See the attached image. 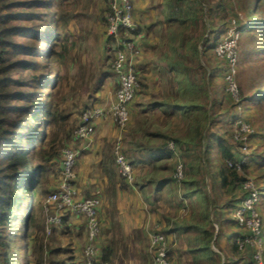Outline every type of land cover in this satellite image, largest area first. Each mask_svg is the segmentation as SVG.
<instances>
[{"label": "trees", "instance_id": "16d2710c", "mask_svg": "<svg viewBox=\"0 0 264 264\" xmlns=\"http://www.w3.org/2000/svg\"><path fill=\"white\" fill-rule=\"evenodd\" d=\"M70 1L72 0H59L58 5L53 8L54 0H0V264H22L21 243H17L13 250L10 245L12 221L19 205L29 212L27 234L29 228H37V233L32 235L31 241L28 239L27 264L46 262L76 264L82 259V252L75 251V247L59 248L61 244H58V224L48 235L45 231L46 220L39 217V212L43 210L44 198L58 188L63 147L73 146L80 150L76 161V171H78L82 155L93 148V146L85 148L84 144L74 141L73 132L80 123V114L83 109L89 104L94 105V101L90 103V100L94 99L98 85L86 82L85 90L71 89L60 97L57 103L51 102L53 90L50 84L51 82L53 85L59 84L61 68L55 67L50 59H47L49 50L45 40L47 35L51 34V39L60 43L61 48L54 51L52 60L65 62L61 34L63 24L69 18L65 7ZM249 1L248 14L254 17L259 9L260 21L253 19L241 27L240 31H252L258 27L264 33V0H256L259 8H254L251 4L253 1ZM132 3L138 27L135 31L123 32V35L134 39L139 50L136 68L140 87L128 105L131 117L127 126V135L132 139L129 143L136 146L130 150L125 149L136 171L135 185L140 186L141 183L140 171L136 169L138 165L134 164L141 156L140 150H143V143L148 144L146 149L159 147L162 153L156 155L157 159L167 156L171 165L168 164V173L158 181L154 190L168 189L176 197L178 192L182 191V200L179 201L178 207L180 210L188 209L193 217L196 215L197 222L194 223L193 220L189 222L185 218L176 223L196 229L194 250L201 252L211 250L212 255H206L208 264H260L255 258L257 246L245 245L244 248H240L238 239H244L249 231L238 224L234 213L248 194L244 183L253 174L256 176L253 177L257 180L258 187L260 182L264 183V153L257 151L258 157L255 160L249 156L247 160L242 161L246 154L240 150L238 146L240 143L236 142L237 145L235 142L228 141L219 132L217 124L223 123L226 119L229 122L232 121L237 114L235 111L238 108L242 109L250 102L264 106V69L259 73L263 79L257 82L254 95L246 97L240 92L239 99H235L232 91L228 89V98L231 100L228 106L226 104L228 99L220 100V92L213 88V76L217 69L221 68L227 74L229 61L227 60L224 66L218 68L213 63L214 65L208 66L209 69L203 63V60L208 57V48L216 44L217 29L214 31L215 34L208 31L209 40L207 46L203 45L204 53L201 52L205 34L209 26L213 25L210 18L212 7L207 6L204 0H152L154 14L148 16L146 7L142 4L138 5L136 0H132ZM103 4L100 17L104 23L108 0H103ZM205 8H207L206 11ZM18 21L21 22L17 23ZM104 34L106 51L110 57L109 67L113 70L112 61L118 47L116 41L107 36L106 30ZM23 37L26 39L25 42L20 41ZM160 46H162L161 52ZM17 53L24 57L18 58ZM177 53L188 58L191 63L181 64L180 61L186 59L182 56V59H177V56H180ZM35 56H38L41 61L34 58ZM14 72H19V75L14 77ZM209 72L210 75L206 74ZM112 74L116 76L114 70ZM183 74L186 75L184 78L181 77ZM151 84L158 88L160 95L152 94ZM118 86L117 78L116 90ZM83 91H92L90 94L92 97L87 96L88 99L80 111L78 120L71 123L67 110L61 105L70 93L81 95ZM143 101L148 108L162 110L165 117L163 121L166 123L154 121V117L143 107ZM223 104L224 107H222ZM222 108L226 110V113L223 114ZM174 123L177 124L176 127ZM167 125L173 126L166 129ZM151 135L153 136L150 137ZM169 140L176 142L175 150L166 148ZM109 151L110 163L115 164L112 149ZM179 160L184 162V177L180 183L174 176ZM160 169L167 171V165ZM77 174L79 187V173ZM118 174L121 182H125L119 171ZM118 174L116 172V175ZM32 176L35 179L33 186L29 188ZM21 178L25 188L23 197L17 190V182ZM154 180L150 178L149 182L154 184ZM91 194H94V191L83 193L81 197ZM94 195L100 197L96 193ZM186 198L190 201L186 202ZM38 204L42 210H37L35 213L34 207ZM229 213H232L234 217L231 223L237 228V231L230 236L224 229L228 222L225 216ZM71 215L66 214L61 224ZM219 216L222 217L221 220L218 219ZM79 217L85 224V217L83 215ZM174 217L170 214L163 215L160 225L170 245V259L173 264H176L172 259L171 246L174 240L170 238L171 233L179 228L172 221ZM33 223L34 226H32ZM262 224L264 231L263 216ZM221 230L226 234L224 240L230 245L231 255L226 253L222 246L224 240L220 246L218 245ZM17 235L22 236L21 226L17 229ZM100 245L99 263L113 262L117 249L115 243L102 246L100 242ZM214 245L220 251H216L213 248ZM58 252H62L60 261L56 259ZM199 258L195 264H206L202 257ZM210 259H212L211 262Z\"/></svg>", "mask_w": 264, "mask_h": 264}, {"label": "crops", "instance_id": "0c3cea01", "mask_svg": "<svg viewBox=\"0 0 264 264\" xmlns=\"http://www.w3.org/2000/svg\"><path fill=\"white\" fill-rule=\"evenodd\" d=\"M96 1L72 0L65 7L69 18L63 24L61 34L62 44L64 45L62 47L65 49V53H63L65 57L63 59L70 64L69 70L72 73L70 86L66 89V92L71 89L85 90L87 88L85 83L88 82L89 77L86 72L88 67L93 65L98 74L97 80L94 79L93 83L98 85V90L94 95V99L90 100V103L93 100L94 106H109L115 101L117 78L112 74L113 70L109 67L110 57L106 51L104 39L106 28L100 17L104 6L103 0L101 2ZM136 1L138 5L142 4L144 6L147 4L146 11L148 12H146V15L152 16L154 14L152 12V0ZM156 4L159 8L158 2ZM95 41L98 42L96 48H94ZM150 88L153 95L158 96L161 94L156 86L151 84ZM82 95L70 93L61 105L62 108L67 110L71 123H75L77 112L74 106L82 98ZM143 107L154 117V121L166 123L163 121L165 117L162 114V110L148 108L145 102ZM95 126L96 133L93 139V148L82 155L77 172L79 173L80 193H88L92 190L102 200L101 219L103 228L102 239L100 238L102 246L115 243L117 248L113 262L108 264H154V260L152 262L153 253L149 247L150 223L148 217L151 218L153 224H156L162 223L163 215L170 214L168 212L161 215L159 211H155L159 208L157 202L163 201L162 197L165 193L169 194L173 199L175 198L170 203L174 214L170 215L175 216L172 220L175 226L179 227L171 233L170 238L175 240L174 236L176 234L179 236L180 234H185L184 239H180V243L183 246H177V241L172 246V259L176 264H195L200 259L193 252L195 251L194 244L196 243L197 231L194 227L187 228L176 222L185 218L186 221L189 220L190 222L196 215L193 217L186 208L180 210L178 207L179 200L168 189L163 191L154 190L158 181L168 173V170L160 169L167 165V163L163 164V161H169L167 156L157 159L156 155L162 153L161 149L159 147L146 149L148 144L142 142L144 146L143 150H140L141 156L134 164L135 166L138 165L136 169L141 174L139 179L141 182L140 186L132 185L128 187L127 184H123V186L116 165L110 163L109 155L111 153L109 150L114 138H117L122 132L123 136L125 137L126 135L127 137V143L129 144L127 148L130 150L136 146L129 143L132 139L127 135L128 127L125 131H121L111 118H99L95 121ZM153 129L156 130V128ZM191 148L193 149V146ZM116 172L118 175H116ZM142 178L144 179L141 180ZM150 178L155 179L154 184L149 182ZM165 200L166 203L169 202L166 196H164ZM147 206L151 209H148ZM39 213V217L44 220V214L42 212ZM85 231L84 220L77 215H71L63 224L59 225L57 233L59 237L58 244H61L59 248L65 249L72 246L75 247V251L83 252L86 245ZM222 246L225 250L230 249L227 247L225 240ZM57 255L56 259L60 261L62 252H58Z\"/></svg>", "mask_w": 264, "mask_h": 264}, {"label": "built area", "instance_id": "2783aa9c", "mask_svg": "<svg viewBox=\"0 0 264 264\" xmlns=\"http://www.w3.org/2000/svg\"><path fill=\"white\" fill-rule=\"evenodd\" d=\"M133 9L132 0H108V10L105 14L106 34L117 43L118 49L114 52L112 68L118 78L119 86L115 92V101L111 105H88L83 109L80 123L73 132V140L84 144L85 148L93 144L96 133L95 121L97 119L112 118L121 131L127 128L130 121L131 114L128 105L140 87L136 68V57L139 50L136 46V41L130 36H124L123 32L135 31L138 27ZM233 39L230 38L221 43L220 48L223 52H233ZM234 63L235 59L232 58V70L228 74V80L226 81L231 86L229 90L232 91L235 99H239L240 94H234L235 85L232 78L235 71ZM248 129L241 122V130ZM123 146V136L120 134L114 142L112 151L119 173L128 183H133L135 181V169L129 161ZM166 148L175 150V143L168 141ZM79 152L80 150L73 146H65L62 149L58 188L48 193L43 201L46 220L45 231L46 234H51L53 227L57 224L60 225L66 214L83 215L85 217L87 242L82 252V259L76 264H100V238L102 235L100 210L102 201L100 197L94 194L81 197L80 189L77 186L78 174L76 171V161ZM174 176L179 183L184 177V167L181 160L178 161ZM244 188L248 191V194L235 211L234 217L241 227L248 229L249 233L244 239L239 238L238 242L241 249L245 245L257 246L258 251L255 254V258L260 264H264L262 218L255 205L258 192L252 177L244 183ZM153 229L152 232H149V247L153 253L154 264H173L169 256L170 245L165 233L158 228Z\"/></svg>", "mask_w": 264, "mask_h": 264}, {"label": "rangeland", "instance_id": "374dc122", "mask_svg": "<svg viewBox=\"0 0 264 264\" xmlns=\"http://www.w3.org/2000/svg\"><path fill=\"white\" fill-rule=\"evenodd\" d=\"M95 1V0H94ZM99 2H101L102 0H97ZM96 1V2H97ZM207 3V6H211V14L212 16L210 17L212 19V26H209L208 30H207V34H205V40L203 41V44L201 45V52L204 53V49H203V45L207 46L208 40H209V32L212 31V34L214 33V31H216V29L218 30V33L216 34V44L214 47L208 48L207 54L208 57L206 59L203 60L204 65L206 64V68H208V66L210 65H216V67H222L224 66L223 64L226 63V61H229V72L227 74L224 73V69H217L216 73L214 74V89H218L219 93V99L220 100H224V99H228L226 101V104L229 106L231 104V100L228 98V89L231 88V86L226 83L228 80L227 76L228 74L231 72L232 70V58L235 59V63H234V67H235V71L234 74L232 76L233 78V84L235 85V95L240 94V92H242L246 97L252 96L254 95L255 91L257 90L256 85L257 82L262 80L263 78H261L260 76V71H262L264 69V33L261 31L260 28L256 27L254 30L252 31H246V32H241L240 28L247 25L248 23H250L253 19L260 21V13H259V9L258 12L255 14L254 17L250 16L248 13V7L250 6V1L249 0H204ZM253 2H251V4L254 5V8H259V3L256 0H252ZM59 3V0H54V7L55 8ZM144 7H148L147 4L144 5ZM52 8V10H53ZM207 10V8H205V11ZM148 12V11H146ZM106 14V12H105ZM105 17V16H104ZM206 17H208L206 15ZM21 21H18L17 23H20ZM104 24H105V19H104ZM106 27V25H105ZM179 30L181 29V27H178ZM215 34V33H214ZM230 38H234V48H233V52L231 53L226 51L223 52V50L220 48V45L222 42H225L227 39ZM21 42H25L26 39L20 38ZM45 42L47 43V50H49V58L50 62L52 64H54V66L56 67H60L61 68V77H60V81L58 85H53V83L51 82V86L50 88L53 90V96L51 97V102H58V100H60L65 93H66V89L69 88L70 86V79L72 77V73L70 72V64L68 63V61L66 60V62H59V61H54L53 59V55H54V51L59 50L60 47V43L51 39V34L47 35ZM98 42H94V48H96ZM49 45V46H48ZM159 51L161 52L162 46L159 47ZM151 50V49H150ZM163 52V51H162ZM111 54V51L109 52ZM201 53V54H202ZM170 54V53H169ZM180 56H177V59H182V57H184L182 54L177 53ZM97 55V54H96ZM95 55V56H96ZM190 54H188L189 56ZM16 56L18 58H23L24 56L20 53H17ZM172 57V56H171ZM34 58H37L38 60L41 61V59L38 56H35ZM186 60H181L180 63L181 64H190L191 61L188 60V58H185ZM202 59V57H201ZM231 59V61H230ZM234 61V60H233ZM214 63V64H213ZM191 66V65H190ZM189 66V67H190ZM209 69V68H208ZM87 76L88 77V82L92 84H94V79L97 80V76L98 74L96 73V68L93 65H90L87 69ZM210 75L209 73H206ZM19 75V72H14L13 76L17 77ZM95 76V78H94ZM186 75L183 74L181 75V77H185ZM264 82V80H263ZM224 83L226 85H224ZM92 91H83V95L82 98L79 99L74 108H76V112H77V116H76V120H78L79 118V114L81 109L83 108V106H85V103L88 99L87 96L92 97L91 94ZM45 99H43L44 101ZM225 101V100H224ZM226 106V105H225ZM222 107H224V104L222 105ZM227 107V106H226ZM223 109V108H222ZM235 109V108H234ZM231 110V109H230ZM226 110L223 109V114L226 113ZM235 111V110H234ZM235 112H237L235 118L232 121H227L224 120L223 123L217 124L219 125V132L222 133V135L225 136L226 139H228V141H232V142H239L240 144L237 145L240 147V150H243L244 153L246 155H244L242 161L247 160V158L250 156L251 158H253V160L256 159V157H258L257 151H261L262 153H264V106L261 105H256L254 102H250L247 104V106H244L242 109L238 108ZM228 114V113H227ZM81 115V114H80ZM112 119V118H111ZM115 122V121H114ZM241 122L248 127V130H241ZM116 124V123H115ZM176 123H174V126L176 127ZM216 125V126H217ZM117 128L120 129L118 127V125L116 124ZM173 125H167V128L172 127ZM160 128H163V126H159ZM218 127V126H217ZM125 131V130H123ZM34 134L32 133V136ZM121 136H123V132L121 134ZM234 139V140H233ZM116 140V137L114 138V141L110 147V149L113 150V145L114 142ZM170 142L173 141L174 143H176L174 140H169ZM123 142H124V146L123 149L125 151V149H127V146L129 145L127 143V137L125 135V137L123 136ZM176 147V144H175ZM126 153V152H125ZM113 154V151H112ZM172 160V159H171ZM183 161V160H182ZM167 163V170L169 171V165H171L169 161H163V164ZM184 163V162H182ZM169 164V165H168ZM116 165V163H115ZM117 168V166H116ZM136 173V171H135ZM257 175V172H256ZM255 174H253L251 177L254 179ZM123 177V176H122ZM124 178V177H123ZM35 179L34 176H32V179L30 180V185L28 186L29 188H31L33 186V180ZM125 179V178H124ZM258 180H260L258 178ZM256 181L254 179L255 182V186H256V191L258 192L257 195V201H256V209L258 211V213L261 212V218L263 216L264 218V183H259V187L256 184ZM261 181V180H260ZM263 181V179H262ZM126 182V183H125ZM125 182H121L122 184L129 186L135 185V181L133 183H128L125 179ZM18 193L20 194L21 197L24 196V192H25V188L23 187V179H18ZM126 186V187H127ZM40 192L41 189H40ZM43 193V192H42ZM164 196H166L167 200H169L168 203H166V200L164 201V196L162 197L163 201H158L157 205H159L158 210L155 211H159L161 215H163V213H170V214H174L173 212V208L170 207V203L173 202L175 200V198L173 199L169 194L165 193L163 194ZM177 199L179 201L182 200V191L178 192V196ZM190 201L189 198H186V202ZM40 204L37 205V207H34V212L36 213L37 210H42L41 206H39ZM148 209L149 206H147ZM144 211H146L145 208H143ZM153 210V209H152ZM42 214H44L45 217V212L42 210L41 211ZM41 214V216H42ZM149 214V213H148ZM28 215L29 212L27 210H24L22 205H19V207L16 209L15 213H14V218L12 221L13 227L11 230V235H10V245L11 248L13 250V247L16 246L17 243H21V262L22 264H27V256H28V249H29V244H28V239H32V235H34V233H37V228L34 227L32 229L29 228L28 230V234H27V227L29 225V219H28ZM148 217V215H147ZM222 217H218L219 220H221ZM225 218L228 219V222L225 224L224 229L226 234H228L229 236L232 235L235 231H237V228L231 223V221L234 219L232 213H229L227 216H225ZM150 226L149 232H152L154 229L153 228H158L162 231L163 227H161L160 223H156L153 224L151 222V218L148 217ZM173 221V220H172ZM193 222H197L196 219H193ZM21 226L22 228V239L21 237H19L17 235V229L18 227ZM32 226H34V223L32 224ZM174 226V225H173ZM263 226V224H262ZM218 227H216V230ZM223 229V230H224ZM44 230V229H43ZM221 230L220 231V236H219V242L218 245L220 246V243L223 241V239L225 238L224 236L226 235L224 233V231ZM263 230V228H262ZM43 232V231H41ZM264 233V231H263ZM187 235V233H186ZM29 236V237H28ZM185 234H180V236L178 234H176L175 240L172 243V246L175 245V242L177 241L176 245L181 247L183 246V244L180 243V239H184ZM102 239V237H101ZM100 239V242H101ZM182 242V241H181ZM18 245V244H17ZM171 246V247H172ZM227 247L230 248V245L227 244ZM216 251H220L219 248L217 246L214 245L213 247ZM264 249V247H263ZM226 253H230L229 255H231V250L227 249L225 250ZM196 253V255L198 257H202L203 261L206 262V264H208V258L206 257V255H212L211 250H203L201 251H193ZM46 257V256H44ZM224 259V257H222ZM236 258V257H235ZM212 261V259H210V262ZM222 263V262H221Z\"/></svg>", "mask_w": 264, "mask_h": 264}, {"label": "clouds", "instance_id": "9594fccd", "mask_svg": "<svg viewBox=\"0 0 264 264\" xmlns=\"http://www.w3.org/2000/svg\"><path fill=\"white\" fill-rule=\"evenodd\" d=\"M88 106V105H87Z\"/></svg>", "mask_w": 264, "mask_h": 264}]
</instances>
